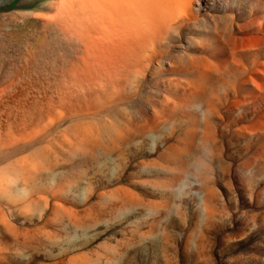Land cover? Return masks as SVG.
I'll return each mask as SVG.
<instances>
[{
    "label": "rangeland",
    "instance_id": "obj_1",
    "mask_svg": "<svg viewBox=\"0 0 264 264\" xmlns=\"http://www.w3.org/2000/svg\"><path fill=\"white\" fill-rule=\"evenodd\" d=\"M170 2L0 0V264H264V0Z\"/></svg>",
    "mask_w": 264,
    "mask_h": 264
},
{
    "label": "bare ground",
    "instance_id": "obj_2",
    "mask_svg": "<svg viewBox=\"0 0 264 264\" xmlns=\"http://www.w3.org/2000/svg\"><path fill=\"white\" fill-rule=\"evenodd\" d=\"M108 1H110V2H113L112 3V7H114V10L116 9V6L114 5V2L115 3H118L119 4V2L121 3V1L122 0H108ZM125 1H128L129 3H135V2H137V3H139L141 6H143V7H145L146 9H145V15H148V17L149 18H153V17H157V16H159L160 14H164V15H166V8H167V6L169 7V4L171 3L170 1L171 0H125ZM174 1H176V0H174ZM91 2H93V1H91ZM178 2V1H177ZM86 3V2H85ZM90 4V3H89ZM181 4H183V3H181ZM111 5V4H110ZM126 5H129L128 3L126 4ZM179 6V5H178ZM178 6H177V8H178ZM118 7L119 6H117V9H118ZM122 10H123V8L120 10V12L118 13V15L117 16H120L121 15V13H122ZM131 12V13H130ZM177 12V11H176ZM173 13H175L174 12V10H173ZM124 15H131L132 14V11H129L128 10V7L124 10V13H123ZM172 14V13H171ZM104 15V14H103ZM111 15V14H110ZM167 16H168V14H167ZM173 16V15H172ZM174 16H175V14H174ZM169 17V16H168ZM171 18V17H170ZM167 19V18H166ZM155 20V19H154ZM154 20H153V22H154ZM165 20V19H164ZM169 20V19H168ZM160 21V20H159ZM167 21V20H166ZM159 23V22H158ZM158 23H157V27H158ZM152 24V23H151ZM141 25V24H140ZM148 25V24H147ZM147 25H146V27H147ZM162 25V24H161ZM137 26V25H136ZM155 26V25H154ZM141 27V26H140ZM139 27V28H140ZM158 28H160V27H158ZM134 29H135V27H134ZM140 29H143V28H140ZM139 29V30H140ZM161 29V28H160ZM159 29V30H160ZM137 30V29H136ZM155 30V29H154ZM138 31V30H137ZM144 31V30H143ZM139 32V31H138ZM140 33V32H139ZM144 33V32H143Z\"/></svg>",
    "mask_w": 264,
    "mask_h": 264
}]
</instances>
